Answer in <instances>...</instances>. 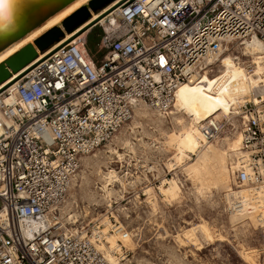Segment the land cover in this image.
Returning <instances> with one entry per match:
<instances>
[{"label":"built area","instance_id":"obj_1","mask_svg":"<svg viewBox=\"0 0 264 264\" xmlns=\"http://www.w3.org/2000/svg\"><path fill=\"white\" fill-rule=\"evenodd\" d=\"M114 11L99 23L98 59L86 48L90 26L0 91V264H113L98 238L59 217L81 158L110 140L135 104L167 116L177 86L223 48L252 36L264 44V0H122ZM238 107L199 130L205 141L240 135L225 156L224 212L252 214L264 235V99ZM242 188L253 190L242 196ZM126 253L113 252L114 264Z\"/></svg>","mask_w":264,"mask_h":264},{"label":"rangeland","instance_id":"obj_2","mask_svg":"<svg viewBox=\"0 0 264 264\" xmlns=\"http://www.w3.org/2000/svg\"><path fill=\"white\" fill-rule=\"evenodd\" d=\"M98 12H91L90 19ZM104 29L93 26L87 34L86 48L94 60L102 52L95 43ZM225 53L237 56L240 65L248 73L251 72L252 58L242 55L241 45L229 47ZM206 71L209 77L216 75L218 62ZM249 96L253 95H247L237 104L239 113L241 108L238 106L248 102ZM153 115L150 121L133 112L132 118L110 140L81 158L59 208L61 220H76L75 225L83 226L105 248L108 247L104 239L106 234H113L112 226L120 224L131 239L132 248L121 246L127 253L117 264H248L239 254L242 249L257 250L254 254L256 264H264V235L261 229L247 219V222L229 219L224 212L223 192L231 186L232 179L221 164L218 152L221 141L190 156L188 162L171 170L174 140L180 131L172 121V115L161 117L155 112ZM132 121L136 125L132 126ZM118 135L129 140L130 148L116 142ZM108 147L115 149L121 158L107 152ZM108 168L115 175L109 184L105 176ZM164 180L174 181L181 191L180 197L170 204L162 201L156 189ZM194 187L198 188V192ZM149 188L156 196L154 208L148 204ZM107 189L108 193L104 191ZM105 219L109 223L107 226L103 224ZM200 221L205 222L213 235H221L222 240L214 236L211 244L202 243L200 249H195L186 240L181 244L175 241L173 235L176 232L180 233ZM116 242L122 244L120 239Z\"/></svg>","mask_w":264,"mask_h":264},{"label":"bare ground","instance_id":"obj_3","mask_svg":"<svg viewBox=\"0 0 264 264\" xmlns=\"http://www.w3.org/2000/svg\"><path fill=\"white\" fill-rule=\"evenodd\" d=\"M88 1L89 0H72L64 7L56 11L54 14L46 18L42 23H40V25L28 31L20 39L12 42L9 46L0 51V63L6 60L12 53L17 51L25 44H32V40L34 38L39 36L48 28L59 24L61 20L77 10L80 6L87 5ZM121 1L122 0H112L104 7L97 10L96 12H101H98L99 14H97L96 16H92V19H90V14L89 17L78 27L70 32H64L63 37L59 41L53 43L43 51H39L32 44L34 50L36 51V56L26 65L21 67L18 71L12 73L10 77L5 81L1 82L0 91L6 87H10L19 76L23 75L33 64L47 56L59 44L72 40L77 35L84 34V32L88 30L89 27L87 26L89 24H91L95 20H97L96 22H101L107 14H112L113 12H115V6ZM91 12L92 11L89 10V13ZM88 21L91 22L89 23ZM237 44L241 45V48H243V56L247 57L249 55V57L252 58L250 73H248V70L240 65L239 58L237 56H231L229 53H225L227 52L228 48H223L217 57L205 61V65L200 68V70L202 71H198L194 78L187 82L180 83L175 89L169 115H172L171 119L180 132L174 140L175 154L172 159V162L174 163L170 165L171 170H174L176 167H179L188 162L191 154H193L194 156L200 151L211 148L214 143L221 141V143H219L220 145L218 146V152L221 157V164L225 166V169L230 175V171L226 166L225 156L229 151H233L234 153L236 152V149L239 148L240 135L237 131H232L229 135L220 134L217 137L218 139L215 138L211 141H205L200 134L199 128L200 125H202L203 122L208 119H215L217 121L224 122L226 120H230L236 114H239V112L236 110L237 104L245 100L244 98L247 95H253L251 97L249 96V101L254 104H258L259 101L264 99V44L254 36H252L250 39H243L240 43ZM215 62H218L219 64V71L216 75L209 77L208 72L204 70V68H206L207 65L214 64ZM255 94H258L261 98L258 100V98L255 97ZM173 110H175V112H173ZM152 111L155 112L143 103L135 104L133 107L134 115L149 118L150 121L154 118ZM155 113L157 114V112ZM134 124L135 121H132V126ZM132 126H130L131 130L133 129ZM116 142H119L130 148L129 140L125 138L122 139L119 135L116 136ZM106 151H110L118 158H121L120 154L117 153V151H115V149H113L112 147H108ZM95 163H98V161H95ZM107 171V174H105V176L107 175L108 177L106 183L109 184V182H111V177L115 175L113 174L114 171L112 169L108 168ZM164 181L165 182H161V185L159 187H156V189L157 192L161 195L162 201L165 204H170V202L180 197V192L178 189L180 187L179 179L177 178V184L179 187L175 184L174 181ZM194 189L196 190V192H198L197 187H194ZM252 190L242 188L238 192H240L242 196H246ZM104 191L108 193V189ZM255 192L260 195V190ZM147 194H149L150 199L148 204L151 208H154L156 196L153 189L149 188L147 190ZM228 218L242 222H247L245 220L247 219L254 222L252 214L236 215L228 213ZM103 224H105L106 226L109 225L107 219H105ZM121 227L122 226L120 224H118V227L112 226L113 234L105 233L106 236L104 239L107 243V248L100 244V242L96 243L95 245L97 249L102 250L105 258L113 264L115 262V258L112 256L113 252L118 253L121 250V246L129 249L132 248V242L129 237H125L123 239L121 238ZM214 236H217L218 240H222L221 235H213L212 231H210L205 222L200 221L192 226H189L188 228H185L180 233L176 232L173 235V238L176 242H179L178 244H181L180 242L186 240L187 242H189V244L193 245L192 247H195V249H200L202 248V243L211 244V242L214 240ZM117 239L121 240V245L117 244ZM256 251L257 250L242 249L241 251H239V254L248 264H256V260L254 259V254L257 253Z\"/></svg>","mask_w":264,"mask_h":264},{"label":"water","instance_id":"obj_4","mask_svg":"<svg viewBox=\"0 0 264 264\" xmlns=\"http://www.w3.org/2000/svg\"><path fill=\"white\" fill-rule=\"evenodd\" d=\"M72 0H0V51L9 46L12 42L20 39L24 34L37 27L46 18L64 7ZM112 0H89L87 5L80 6L77 10L65 17L39 36L32 40V44L43 51L53 43L59 41L64 32H70L90 15L89 10L96 12ZM113 21L112 15L99 21ZM97 20L87 27L97 23ZM111 25V23H109ZM31 43H27L12 53L6 60L0 63V83L21 67L30 62L35 56ZM20 77V76H19ZM18 77V78H19ZM17 78V79H18Z\"/></svg>","mask_w":264,"mask_h":264},{"label":"flooded vegetation","instance_id":"obj_5","mask_svg":"<svg viewBox=\"0 0 264 264\" xmlns=\"http://www.w3.org/2000/svg\"><path fill=\"white\" fill-rule=\"evenodd\" d=\"M93 26H100V27H102L98 22L95 23V24H93L91 27H93Z\"/></svg>","mask_w":264,"mask_h":264},{"label":"crops","instance_id":"obj_6","mask_svg":"<svg viewBox=\"0 0 264 264\" xmlns=\"http://www.w3.org/2000/svg\"><path fill=\"white\" fill-rule=\"evenodd\" d=\"M190 156H193V154H191ZM190 159V158H189ZM179 189V188H178ZM179 192L181 193L180 189H179ZM160 195V194H159ZM161 196V195H160Z\"/></svg>","mask_w":264,"mask_h":264}]
</instances>
